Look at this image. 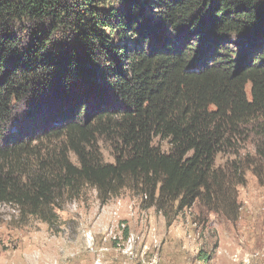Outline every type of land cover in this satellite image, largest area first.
Returning a JSON list of instances; mask_svg holds the SVG:
<instances>
[{"label": "trees", "instance_id": "16d2710c", "mask_svg": "<svg viewBox=\"0 0 264 264\" xmlns=\"http://www.w3.org/2000/svg\"><path fill=\"white\" fill-rule=\"evenodd\" d=\"M251 135L264 185V0H0V204L22 216L85 185L218 211L245 181L215 159Z\"/></svg>", "mask_w": 264, "mask_h": 264}, {"label": "rangeland", "instance_id": "374dc122", "mask_svg": "<svg viewBox=\"0 0 264 264\" xmlns=\"http://www.w3.org/2000/svg\"><path fill=\"white\" fill-rule=\"evenodd\" d=\"M253 139L215 159L219 168L242 163L245 181L217 212L198 201L181 212L158 209L128 187L102 204L88 185L51 224L0 204V264H264V185L244 161L255 156ZM155 145L168 150L165 141ZM97 146L102 161L114 163L104 136Z\"/></svg>", "mask_w": 264, "mask_h": 264}]
</instances>
